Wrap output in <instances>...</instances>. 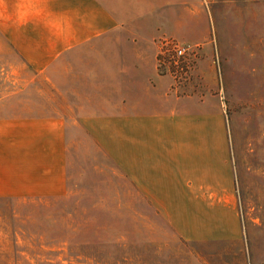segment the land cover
<instances>
[{
    "label": "crops",
    "instance_id": "1",
    "mask_svg": "<svg viewBox=\"0 0 264 264\" xmlns=\"http://www.w3.org/2000/svg\"><path fill=\"white\" fill-rule=\"evenodd\" d=\"M29 1L20 9L16 0L0 1V58L9 62L18 54L47 79L56 68L62 89L70 78L73 99L82 110L98 113L81 118V124L181 239L240 237L230 150L222 137L208 135L207 109L198 97L208 89L205 77L197 74L178 93L156 67L161 37L210 45L213 18L207 5L144 0L136 7L122 0L127 7L122 10L112 0H52L49 11L48 0H39L44 8L34 18L27 12ZM69 62L71 70L61 71ZM2 70L1 78L11 83L14 73ZM16 94L0 90V195L62 198L68 184V115L60 111L74 112L77 104L64 103L62 94L55 114H35L15 101Z\"/></svg>",
    "mask_w": 264,
    "mask_h": 264
},
{
    "label": "rangeland",
    "instance_id": "2",
    "mask_svg": "<svg viewBox=\"0 0 264 264\" xmlns=\"http://www.w3.org/2000/svg\"><path fill=\"white\" fill-rule=\"evenodd\" d=\"M24 1L16 0L18 9ZM51 1L49 11L55 7ZM125 1L139 7L144 0ZM202 1L213 18L210 45L161 37L156 67L178 93L197 74L205 77L208 89L198 97L207 109L208 135L222 137L230 150L240 237L181 239L81 124V118L98 113L82 110L73 99L70 78L65 89L57 87L58 69L47 79L16 54L9 62L0 58V90L16 89L15 101L32 105L27 109L35 114H55L62 94L64 103L77 104V110L60 111L68 115L65 196L38 201L0 195V264H264V0ZM112 2L116 9H127L122 0ZM43 8L39 0H30L27 12L39 18ZM165 38L200 46L188 83L176 85L163 64ZM70 64L60 70L70 71ZM4 68L14 73L11 83L1 78Z\"/></svg>",
    "mask_w": 264,
    "mask_h": 264
},
{
    "label": "built area",
    "instance_id": "3",
    "mask_svg": "<svg viewBox=\"0 0 264 264\" xmlns=\"http://www.w3.org/2000/svg\"><path fill=\"white\" fill-rule=\"evenodd\" d=\"M199 52V45H195V47L188 44L181 45L170 39L163 42L161 60L171 71L176 85L188 83V80L192 78L197 67Z\"/></svg>",
    "mask_w": 264,
    "mask_h": 264
}]
</instances>
